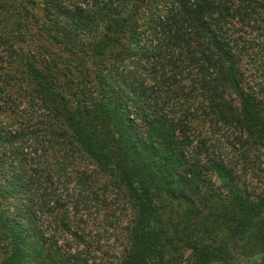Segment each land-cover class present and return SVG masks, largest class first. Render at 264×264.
Returning <instances> with one entry per match:
<instances>
[{
  "label": "trees",
  "instance_id": "trees-1",
  "mask_svg": "<svg viewBox=\"0 0 264 264\" xmlns=\"http://www.w3.org/2000/svg\"><path fill=\"white\" fill-rule=\"evenodd\" d=\"M8 199L0 264H264V0H0Z\"/></svg>",
  "mask_w": 264,
  "mask_h": 264
},
{
  "label": "rangeland",
  "instance_id": "rangeland-1",
  "mask_svg": "<svg viewBox=\"0 0 264 264\" xmlns=\"http://www.w3.org/2000/svg\"><path fill=\"white\" fill-rule=\"evenodd\" d=\"M118 181H119V178H116V177H114V178H111V177L110 178H103V180H102V183L103 184H100V186H103V187L111 190L113 188H116V186L117 187L119 186V182ZM114 185H115V187H113ZM76 187L77 186L75 185L74 182L71 183V185H70V188H71L70 189V192H71V190L73 191L74 188H76ZM121 191H122V189H121ZM65 196H67V192L65 193ZM6 201H10V200L9 199L8 200H0L1 210L3 208H6L7 207V205H5L6 204ZM12 209H13V212H14L15 211V208L13 207ZM173 209H174V206L167 205V208H166L165 213L163 215L164 216H169V214L172 213ZM116 213H117V215L119 214V210L118 209H116ZM105 215L106 214H105L104 211H101V212H98V213H96V212L95 213H92L91 217L89 215L88 216L89 217L88 218L89 220H87L88 221V224H87L88 229H91L92 230V228H95L94 229L95 232H98V233L103 232L102 226L105 223V217H106ZM167 220H169V218ZM4 235L5 234H3L2 230L0 229V242L3 240L2 243L4 242V239H5V236ZM100 244H102V245L104 244L105 245L104 246L105 247L104 248L105 250L109 249L108 251H111L115 247L114 246L115 245V238H113V237H106V238L103 237ZM107 261H109V260H106L105 262H107Z\"/></svg>",
  "mask_w": 264,
  "mask_h": 264
}]
</instances>
